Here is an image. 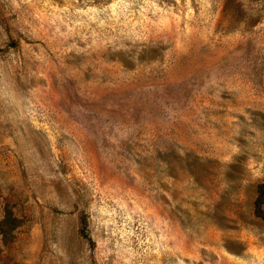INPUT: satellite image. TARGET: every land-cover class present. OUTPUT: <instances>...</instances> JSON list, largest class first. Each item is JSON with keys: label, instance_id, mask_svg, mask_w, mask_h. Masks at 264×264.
Returning <instances> with one entry per match:
<instances>
[{"label": "rangeland", "instance_id": "obj_1", "mask_svg": "<svg viewBox=\"0 0 264 264\" xmlns=\"http://www.w3.org/2000/svg\"><path fill=\"white\" fill-rule=\"evenodd\" d=\"M0 264H264V0H0Z\"/></svg>", "mask_w": 264, "mask_h": 264}]
</instances>
